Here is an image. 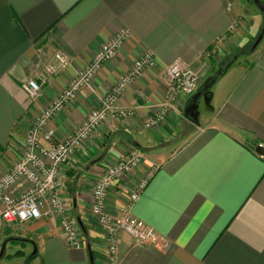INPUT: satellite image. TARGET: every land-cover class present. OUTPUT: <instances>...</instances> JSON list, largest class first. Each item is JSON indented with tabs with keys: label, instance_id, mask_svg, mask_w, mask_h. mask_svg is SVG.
I'll use <instances>...</instances> for the list:
<instances>
[{
	"label": "crops",
	"instance_id": "0c3cea01",
	"mask_svg": "<svg viewBox=\"0 0 264 264\" xmlns=\"http://www.w3.org/2000/svg\"><path fill=\"white\" fill-rule=\"evenodd\" d=\"M248 13L236 0H0V177L22 157L41 110L121 29L130 39L92 90L56 117L55 142L80 127L140 56H155L120 99L133 115L103 123L62 169L83 248L65 244L61 217L44 215L3 225L0 264H92L90 248L93 264H105V235L90 215L91 185L132 149L142 163L109 192L107 211L122 216L130 192L156 168L131 214L155 229L160 246L119 232L121 264H264V157L255 152V144L264 146V38L256 48L250 41L264 17L256 13L251 25ZM249 50L253 60L240 62ZM58 52L71 65L49 77L33 102L22 84ZM176 61L199 72V89L178 94L165 121L147 130L145 121L168 98L166 70ZM215 84L220 89L212 93ZM199 92L194 119L187 110ZM203 94L211 114L201 123Z\"/></svg>",
	"mask_w": 264,
	"mask_h": 264
},
{
	"label": "built area",
	"instance_id": "2783aa9c",
	"mask_svg": "<svg viewBox=\"0 0 264 264\" xmlns=\"http://www.w3.org/2000/svg\"><path fill=\"white\" fill-rule=\"evenodd\" d=\"M128 29H121L95 55L94 58L74 76L70 83L45 106L34 119L26 136L22 157L0 177V234L4 224L21 225L48 215L62 218V234L65 244L74 249L83 248V232L79 223L69 214V199L66 196L62 169L70 164L76 151L83 147L99 127L110 119H126L133 112L119 107L127 87L141 78L146 69L154 64L155 56L147 51L134 63L129 72L123 75L114 88L100 99V104L92 110L80 127L66 140L55 142L53 122L84 89L93 88L96 75L109 61L113 60L130 39ZM70 59L62 52L55 54L53 61L46 65L38 64L34 77L26 80L22 88L33 102L43 97V87L49 77H56L61 70L68 69ZM169 87L168 98L159 105L154 116L148 118L144 127L152 130L158 127L171 114L178 94L194 95L199 89L200 74L181 61L171 64L166 70ZM142 156L132 149L92 183L93 202L90 215L103 231L106 241V263L121 264L118 233H128L139 243H152L160 246L155 229L132 214L133 205L139 200L156 168L150 171L140 185L130 192L124 214L115 217L107 211V197L118 182L139 169ZM26 184L27 188L16 193L17 187ZM169 245L165 244V248Z\"/></svg>",
	"mask_w": 264,
	"mask_h": 264
},
{
	"label": "rangeland",
	"instance_id": "374dc122",
	"mask_svg": "<svg viewBox=\"0 0 264 264\" xmlns=\"http://www.w3.org/2000/svg\"><path fill=\"white\" fill-rule=\"evenodd\" d=\"M236 1L238 3H246V10L249 13H248L247 16L246 15L245 16L249 20V22H250L251 25H252V22H251L252 19H255L256 18L255 17L256 13L258 15H260L261 17H264V13L255 4V1L254 0H236ZM253 28L256 29V30H259V32H260L259 35H260L262 33V31L264 30V25H263V27H261V26H257V25L254 24L253 25ZM258 38H259V36H256V34H252V36L250 38V41L252 42L253 47L255 46ZM260 46H261V44H260ZM254 54H255V52L253 53V55ZM253 55L251 53V50H249L247 53H244V54L240 55L239 61L240 62H243V63H245L247 61H251L254 58ZM219 85L220 84L213 85V87H212V93L219 91V89H220V86ZM213 104H215V103L213 102ZM200 110H201V114H202L201 123H203V121H205L206 117H208L211 114V111L209 109V106L206 104V101L205 100L202 101L201 109Z\"/></svg>",
	"mask_w": 264,
	"mask_h": 264
},
{
	"label": "water",
	"instance_id": "95a60500",
	"mask_svg": "<svg viewBox=\"0 0 264 264\" xmlns=\"http://www.w3.org/2000/svg\"><path fill=\"white\" fill-rule=\"evenodd\" d=\"M255 1V4L260 8V10L264 13V5L263 3L261 2V0H254ZM264 38V30L262 31V33L259 35V38L257 39V42L255 44V46L253 48H256L262 41V39ZM216 80H214L215 82ZM208 89V87H206ZM202 96V92H199L195 95L194 97V105L193 107H191L190 109L187 110V113H189V115H191L194 119H197L198 117V113L199 112V105L197 104V101L198 99ZM203 96H205V101L206 103H209L210 102V99L207 98V96L205 94H203ZM255 152L264 157V146L263 145H258L256 148H255ZM90 251V254H91V261H92V264L94 263V260H93V254L91 253V248L89 249Z\"/></svg>",
	"mask_w": 264,
	"mask_h": 264
},
{
	"label": "trees",
	"instance_id": "16d2710c",
	"mask_svg": "<svg viewBox=\"0 0 264 264\" xmlns=\"http://www.w3.org/2000/svg\"><path fill=\"white\" fill-rule=\"evenodd\" d=\"M215 80H216V79H215ZM211 82H212V81H211ZM209 84H210V86H212V84H211V83H209ZM256 146H258V144H255V147H256Z\"/></svg>",
	"mask_w": 264,
	"mask_h": 264
},
{
	"label": "flooded vegetation",
	"instance_id": "af4514ba",
	"mask_svg": "<svg viewBox=\"0 0 264 264\" xmlns=\"http://www.w3.org/2000/svg\"><path fill=\"white\" fill-rule=\"evenodd\" d=\"M195 97V96H194Z\"/></svg>",
	"mask_w": 264,
	"mask_h": 264
}]
</instances>
